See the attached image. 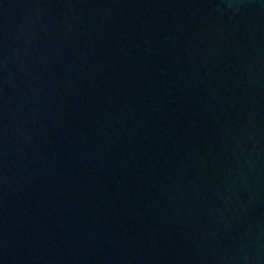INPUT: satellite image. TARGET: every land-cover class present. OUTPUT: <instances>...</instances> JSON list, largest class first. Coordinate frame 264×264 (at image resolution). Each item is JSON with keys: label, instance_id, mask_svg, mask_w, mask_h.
Returning <instances> with one entry per match:
<instances>
[{"label": "water", "instance_id": "obj_1", "mask_svg": "<svg viewBox=\"0 0 264 264\" xmlns=\"http://www.w3.org/2000/svg\"><path fill=\"white\" fill-rule=\"evenodd\" d=\"M0 264H264V0H0Z\"/></svg>", "mask_w": 264, "mask_h": 264}]
</instances>
